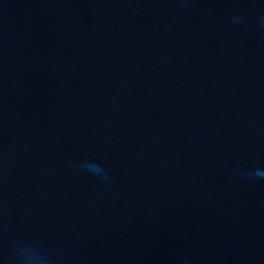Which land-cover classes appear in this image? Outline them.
I'll return each instance as SVG.
<instances>
[{
  "label": "water",
  "instance_id": "obj_1",
  "mask_svg": "<svg viewBox=\"0 0 264 264\" xmlns=\"http://www.w3.org/2000/svg\"><path fill=\"white\" fill-rule=\"evenodd\" d=\"M0 264H264V0H0Z\"/></svg>",
  "mask_w": 264,
  "mask_h": 264
},
{
  "label": "clouds",
  "instance_id": "obj_2",
  "mask_svg": "<svg viewBox=\"0 0 264 264\" xmlns=\"http://www.w3.org/2000/svg\"><path fill=\"white\" fill-rule=\"evenodd\" d=\"M31 259V257H29Z\"/></svg>",
  "mask_w": 264,
  "mask_h": 264
}]
</instances>
